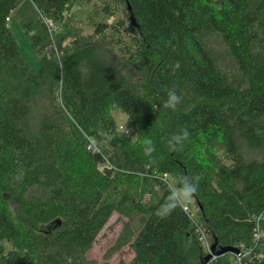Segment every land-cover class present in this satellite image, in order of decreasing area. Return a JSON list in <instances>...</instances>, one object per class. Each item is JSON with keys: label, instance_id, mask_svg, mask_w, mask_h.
Segmentation results:
<instances>
[{"label": "trees", "instance_id": "obj_1", "mask_svg": "<svg viewBox=\"0 0 264 264\" xmlns=\"http://www.w3.org/2000/svg\"><path fill=\"white\" fill-rule=\"evenodd\" d=\"M174 173L197 210L161 218ZM114 213L121 264H264V0H0V264H95Z\"/></svg>", "mask_w": 264, "mask_h": 264}, {"label": "rangeland", "instance_id": "obj_2", "mask_svg": "<svg viewBox=\"0 0 264 264\" xmlns=\"http://www.w3.org/2000/svg\"><path fill=\"white\" fill-rule=\"evenodd\" d=\"M72 11L78 18H83L90 12V7L85 4L84 1H79L73 6ZM110 21L113 18H109ZM9 22V20H8ZM12 31L18 41L20 47V53L22 57L35 69L39 68L38 58L31 49L26 36L22 32L17 22H11ZM85 33H91V29L85 26ZM116 119L119 124H122L125 120V116L116 114ZM128 134V132H126ZM187 205L195 213L197 208L194 202L191 200ZM127 218L123 215L114 213L110 218L107 225L103 228L97 237L92 249L88 253V258L95 262V264H121L129 263L134 257V250L130 245H125L121 248L116 247V242L122 232H124V226L127 223ZM133 222H136L134 220ZM240 259H244L247 254L238 252ZM235 264V261H234Z\"/></svg>", "mask_w": 264, "mask_h": 264}, {"label": "clouds", "instance_id": "obj_3", "mask_svg": "<svg viewBox=\"0 0 264 264\" xmlns=\"http://www.w3.org/2000/svg\"><path fill=\"white\" fill-rule=\"evenodd\" d=\"M182 96L178 94L177 87L173 84L167 89V99L164 107L170 110H176L182 103ZM190 133L187 127L181 128L178 133H174L167 138V144L170 150H176L179 145L189 139ZM143 149L146 155L152 156L156 151L155 142L150 137H145ZM174 187L170 189L168 198L157 209L156 215L165 218L172 214L177 208H183L189 203L198 191L201 177L197 175L194 179L185 177L181 174H172Z\"/></svg>", "mask_w": 264, "mask_h": 264}, {"label": "water", "instance_id": "obj_4", "mask_svg": "<svg viewBox=\"0 0 264 264\" xmlns=\"http://www.w3.org/2000/svg\"><path fill=\"white\" fill-rule=\"evenodd\" d=\"M128 7H129L128 10L131 12L132 20L135 21V20H134V15H133V13H132V10H131V8H130L129 5H128ZM236 252H238V251H236ZM217 253H218V252H216L215 245H212V247H211V253H210V255L207 257V259H210L211 256L216 255Z\"/></svg>", "mask_w": 264, "mask_h": 264}, {"label": "built area", "instance_id": "obj_5", "mask_svg": "<svg viewBox=\"0 0 264 264\" xmlns=\"http://www.w3.org/2000/svg\"><path fill=\"white\" fill-rule=\"evenodd\" d=\"M9 20V19H8ZM184 209L186 210V211H190L191 209H190V207L188 206V205H185L184 206ZM205 236L203 235V238H204ZM206 238V237H205ZM205 238H204V241H205ZM205 245H206V243H205ZM242 263V259H240L239 257H238V259L235 261V264H241Z\"/></svg>", "mask_w": 264, "mask_h": 264}]
</instances>
